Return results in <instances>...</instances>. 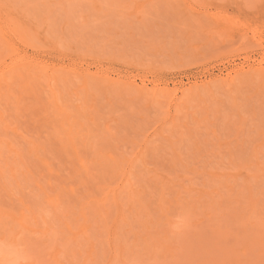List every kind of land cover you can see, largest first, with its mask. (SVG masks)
Here are the masks:
<instances>
[{"label":"rangeland","instance_id":"obj_1","mask_svg":"<svg viewBox=\"0 0 264 264\" xmlns=\"http://www.w3.org/2000/svg\"><path fill=\"white\" fill-rule=\"evenodd\" d=\"M0 106V264H264V0H0Z\"/></svg>","mask_w":264,"mask_h":264},{"label":"bare ground","instance_id":"obj_2","mask_svg":"<svg viewBox=\"0 0 264 264\" xmlns=\"http://www.w3.org/2000/svg\"><path fill=\"white\" fill-rule=\"evenodd\" d=\"M7 15V14H6ZM171 58V57H170ZM261 73V72H260ZM232 74V73H231ZM239 76V75H238ZM242 77V76H241ZM252 77H253V75H252ZM250 81V80H249ZM231 82V81H230ZM114 88V87H113ZM132 91V90H131ZM12 95V94H11ZM12 98V97H11ZM2 103V102H1ZM2 106V105H1ZM0 106V107H1ZM110 164V163H109ZM134 193V192H133ZM7 229V228H6ZM0 231H2V230H0ZM7 231H9L8 229H7ZM26 231V230H25ZM11 235V234H10ZM1 243H3V242H1ZM11 246V245H10ZM14 246H16V244L14 245ZM5 262V261H4Z\"/></svg>","mask_w":264,"mask_h":264}]
</instances>
